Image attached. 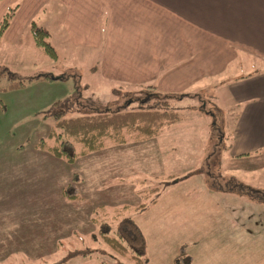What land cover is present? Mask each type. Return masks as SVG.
I'll list each match as a JSON object with an SVG mask.
<instances>
[{
  "label": "crops",
  "instance_id": "obj_1",
  "mask_svg": "<svg viewBox=\"0 0 264 264\" xmlns=\"http://www.w3.org/2000/svg\"><path fill=\"white\" fill-rule=\"evenodd\" d=\"M15 5L3 39L19 41L30 22L51 6L69 46L82 52L89 71H97L104 83L153 84L164 92L191 93L228 77L242 58L255 55L264 62V0H0V18ZM63 81L32 80L22 89L0 90V260L11 254L12 246L89 231L94 206L137 205L130 182L135 178L181 176L203 160L201 116L158 137L108 146L72 164L37 149L35 144L49 129L38 112L70 92ZM233 82L231 102L251 104L238 116L225 149L229 158L243 159L264 149V71ZM71 171L81 175L82 197L64 203L61 188L70 181ZM196 175L174 182L167 192ZM202 189L209 190L211 198L223 197L225 203L226 197L242 199L219 189ZM192 190L186 195L193 197ZM204 193L196 191L195 196L204 201ZM177 200L173 195L166 202L170 211L165 207L155 214L163 215L161 227L176 240L177 253L183 247L191 255L190 264H255L241 251L225 254L224 246L262 241L264 225L257 217L251 222L239 214L236 220L225 205H176ZM254 201H247L240 211L256 212L264 206ZM188 213H195L194 221L185 219Z\"/></svg>",
  "mask_w": 264,
  "mask_h": 264
},
{
  "label": "rangeland",
  "instance_id": "obj_2",
  "mask_svg": "<svg viewBox=\"0 0 264 264\" xmlns=\"http://www.w3.org/2000/svg\"><path fill=\"white\" fill-rule=\"evenodd\" d=\"M52 9L53 7L51 6L47 7L35 20L38 25L43 26L44 29L48 31L47 41L55 48L57 58H50L40 47L35 45L29 29L23 32L17 42H11L1 38L0 88L6 86L9 82L8 72L14 74L17 79H26L30 76L46 73L52 76H63V82L70 89L69 93L74 92L76 88H78L82 94L80 99L83 104L86 105L79 110L73 111L71 115L86 111L93 112L97 109L105 108L120 109L127 101L139 96L137 93V86H119L104 83L99 78L97 71H89V60H87L85 56H82L80 50H74L69 46L57 18L55 16L53 17L54 14H52ZM262 71H264V62L255 55L247 56L244 59L242 58L236 61L233 67L229 69L227 73L228 77L225 75L223 78H220L216 85L210 84L206 86V89L205 87L194 89L190 93L192 95H186L184 98L174 101L176 109L180 111L182 115L187 116V119L201 116L205 120V126L200 134L204 144L205 160H203L201 164H198L199 172L197 174H199V177L196 175L186 182L180 181L179 184L173 185L172 188L170 187L171 191L168 192L167 187L161 188L162 185L159 183H149V186L159 185L161 188L160 199L157 205H154V207L149 205L148 208L141 213H136L133 210L135 205L121 210L122 215L116 216V213L120 211L113 212V210L122 206H116L112 209L106 207L108 212L107 219L110 220L113 229L122 221V218L127 216L132 218L140 228L145 241L144 252L141 256V258L147 260L144 264H172V258L178 251L176 240L170 236L169 230L164 231L163 226L161 227L162 224L160 223L163 222V215L159 214L156 216L159 209L162 210V208L166 207V209L170 211L171 206L166 204L168 203L167 199H170L173 195L176 197V200L180 199L177 200L176 205L181 204L196 207L200 205V207L207 208L215 204L220 206L225 205L233 210L232 215L234 219L238 220L240 214L244 220L254 222L255 217H257L258 222L264 225V206L256 212H248L247 210L243 212L240 211L242 206L245 207L248 205V203H246L247 201H254L257 199L259 202L264 203V149L260 150L257 155L243 157V159L229 158V151L225 149V146L229 143L228 136L230 129L234 126L240 113L251 104L250 102L246 105L248 102L247 100H243V102L239 104L231 102L229 96L230 90L234 85L233 79ZM201 105H203V111H199ZM213 114L214 118L212 117ZM42 121L43 124H46L49 128L48 122L43 119ZM218 133H223V136ZM72 174L78 177V182L76 184L78 189L81 175L76 171H71L69 178ZM205 174H208L209 178L204 177ZM69 183L70 181L64 184L62 188ZM207 187L219 189L225 193L229 192L234 195H240L242 199L237 196L226 197L225 200L228 202L225 203L222 200L223 197L218 198L213 195L212 198L214 199L212 200V198L206 194L210 191L202 189ZM62 188L61 199L64 203L81 200L82 196L79 191V199L73 201L65 200L62 195ZM191 188L193 190L190 191L189 194L192 196L194 195L193 197L188 194L186 195L187 190ZM140 189L147 191L148 186L143 185ZM242 189L245 191H241ZM196 191L205 192L204 201H200V199L195 196ZM142 193L146 194V192ZM151 197H153V195H151ZM138 199L139 203L140 198L138 197ZM100 206L104 205L94 206L90 211V216L92 210ZM182 207L183 206H181V209ZM196 215L199 216L200 213H196ZM90 216L91 229L89 231L81 229L82 232L80 233L82 234L78 232L75 233V235H72V233L70 235L67 234L72 237H67L65 233L59 234L55 236L56 238H44L42 242L36 245L22 244L20 246H12L11 254L5 258L9 260H6V262L5 259L4 261L0 260V264H135L114 253L98 239L94 240L88 236L91 232L95 231ZM103 216L102 214L100 218ZM183 216L187 221H194L195 213H188ZM166 228L169 229V226ZM59 240H61L60 243H58ZM131 245L135 247V243ZM87 247L93 249L92 257H85L81 254L68 255L71 249ZM224 247L226 249L225 254H234L233 252L241 251L244 255L249 254L251 260L254 261L255 264H257V261L258 264H264V239L258 244L238 245L236 243ZM137 248L139 249L140 247ZM217 251L219 252L220 248H218ZM160 254L164 255L160 256ZM158 256H160V259Z\"/></svg>",
  "mask_w": 264,
  "mask_h": 264
},
{
  "label": "trees",
  "instance_id": "obj_3",
  "mask_svg": "<svg viewBox=\"0 0 264 264\" xmlns=\"http://www.w3.org/2000/svg\"><path fill=\"white\" fill-rule=\"evenodd\" d=\"M17 6L8 9L0 18V41L14 16ZM29 30L35 45L40 47L50 58L56 59L55 48L47 41L48 31L34 21L30 22ZM8 73L9 82L6 86L0 88L1 91L25 88L32 80H64L63 76H52L48 73L30 76L26 79H17L14 74ZM137 93L139 96L127 101L120 109L105 108L71 115L73 111L86 106L80 99L82 97L81 91L76 88L74 92L51 102L38 112V115L48 122L49 131L45 138H41L35 144V147L72 164L78 157L102 150L108 146L146 141L158 137L174 125L187 119V116L182 115L176 109L174 101H178L186 95H192L189 92H164L153 84H147L138 86ZM202 106L199 107V111L204 110ZM212 117L214 118V114ZM218 134L223 136V133ZM203 160H205L204 156ZM198 172L199 166L181 176L172 175L149 179L141 177L131 180L130 182L135 187V193L140 198V202L133 207V210L136 213L145 211L149 205H153L159 199L162 187H168L174 182ZM77 180L78 177L72 174L70 183L62 188V195L65 200L79 199ZM149 183H159L162 186L161 188L159 185L149 186ZM143 185L148 186L147 191L140 189ZM241 191L245 190L242 189ZM142 192H146V194ZM127 208L129 206H122L114 209L113 212L120 211L116 213V216H121V210ZM102 214L104 218H100ZM90 218L95 231L91 232L88 235L89 237L94 240L98 239L114 253L128 259L129 262L135 264L147 262L145 258H141L145 246L143 234L132 218L129 216L122 218V221L113 229L110 220L107 219L108 212L104 206L94 208ZM75 233L77 232H72V235H75ZM60 242L61 240L58 243ZM130 243H135V247ZM92 253L93 249L88 247L74 248L70 250L68 255L81 254L85 257H92ZM191 261V255L181 247L174 257L173 264H190Z\"/></svg>",
  "mask_w": 264,
  "mask_h": 264
}]
</instances>
